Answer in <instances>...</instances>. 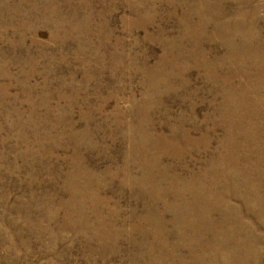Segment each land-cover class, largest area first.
Listing matches in <instances>:
<instances>
[{
    "label": "rangeland",
    "instance_id": "1",
    "mask_svg": "<svg viewBox=\"0 0 264 264\" xmlns=\"http://www.w3.org/2000/svg\"><path fill=\"white\" fill-rule=\"evenodd\" d=\"M187 1L0 0V264H138L131 240L113 245L99 241L93 228L81 232L66 224L65 179L77 152L92 170L123 161L118 124L151 113V69L165 53V40L185 25ZM263 3L254 5L264 15ZM191 74L188 88L163 93L164 120L183 114L190 126L209 128L205 117L219 99L198 69ZM111 189L125 217L135 206L142 209L135 188L122 189L118 178ZM142 236L151 238H134ZM241 248L232 250L240 254Z\"/></svg>",
    "mask_w": 264,
    "mask_h": 264
},
{
    "label": "bare ground",
    "instance_id": "2",
    "mask_svg": "<svg viewBox=\"0 0 264 264\" xmlns=\"http://www.w3.org/2000/svg\"><path fill=\"white\" fill-rule=\"evenodd\" d=\"M256 1L183 3L185 25L175 38L164 39L165 53L151 69V113L118 124L126 144L123 161L100 171L78 152L72 157L63 202L68 226L93 228L99 241L131 240L138 264H264V15ZM236 4L252 8L228 11ZM193 68L219 99L205 117L209 128L190 126L183 114L164 120L169 105L163 93L188 88ZM217 128L221 136L214 135ZM190 162L202 165L195 170ZM118 178L122 189L135 188L144 201L127 217L113 201ZM136 234L151 238L138 240ZM235 246L244 251L235 254Z\"/></svg>",
    "mask_w": 264,
    "mask_h": 264
}]
</instances>
